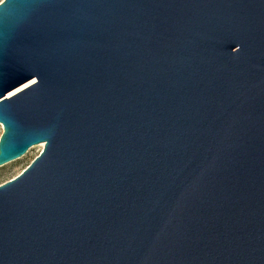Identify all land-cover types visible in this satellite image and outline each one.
<instances>
[{"label": "water", "instance_id": "1", "mask_svg": "<svg viewBox=\"0 0 264 264\" xmlns=\"http://www.w3.org/2000/svg\"><path fill=\"white\" fill-rule=\"evenodd\" d=\"M0 125V264H264V0H3Z\"/></svg>", "mask_w": 264, "mask_h": 264}, {"label": "rangeland", "instance_id": "2", "mask_svg": "<svg viewBox=\"0 0 264 264\" xmlns=\"http://www.w3.org/2000/svg\"><path fill=\"white\" fill-rule=\"evenodd\" d=\"M2 127L0 125V135ZM44 143H38L29 147L28 151L13 161L0 165V184L17 176L28 164L41 152Z\"/></svg>", "mask_w": 264, "mask_h": 264}, {"label": "bare ground", "instance_id": "3", "mask_svg": "<svg viewBox=\"0 0 264 264\" xmlns=\"http://www.w3.org/2000/svg\"><path fill=\"white\" fill-rule=\"evenodd\" d=\"M24 86H25V85L20 86V87H17V88H15V89L11 90V91L7 94V96H11L12 94L18 92V91L21 90ZM42 146H43V145H42Z\"/></svg>", "mask_w": 264, "mask_h": 264}, {"label": "snow or ice", "instance_id": "4", "mask_svg": "<svg viewBox=\"0 0 264 264\" xmlns=\"http://www.w3.org/2000/svg\"><path fill=\"white\" fill-rule=\"evenodd\" d=\"M0 3H3V0H0Z\"/></svg>", "mask_w": 264, "mask_h": 264}]
</instances>
